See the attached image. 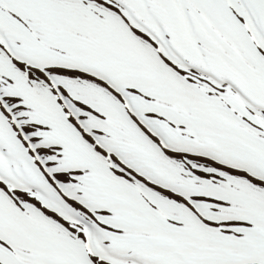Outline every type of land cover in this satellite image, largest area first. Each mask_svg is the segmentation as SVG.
Instances as JSON below:
<instances>
[{
    "label": "snow or ice",
    "instance_id": "6c2138e0",
    "mask_svg": "<svg viewBox=\"0 0 264 264\" xmlns=\"http://www.w3.org/2000/svg\"><path fill=\"white\" fill-rule=\"evenodd\" d=\"M0 264H264V0H0Z\"/></svg>",
    "mask_w": 264,
    "mask_h": 264
}]
</instances>
